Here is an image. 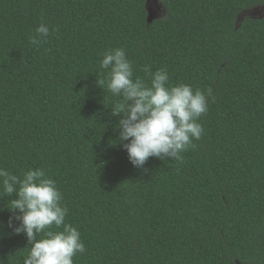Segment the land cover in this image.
I'll use <instances>...</instances> for the list:
<instances>
[{"label": "trees", "instance_id": "trees-1", "mask_svg": "<svg viewBox=\"0 0 264 264\" xmlns=\"http://www.w3.org/2000/svg\"><path fill=\"white\" fill-rule=\"evenodd\" d=\"M159 1L149 22L147 0H0V168L56 181L86 246L74 264H264V16L237 22L264 3ZM41 23L50 35L34 46ZM115 48L134 79L150 82L149 65L169 86L212 89L182 160H128L120 98L98 84ZM14 198L0 185V264L29 252L7 227Z\"/></svg>", "mask_w": 264, "mask_h": 264}, {"label": "clouds", "instance_id": "clouds-1", "mask_svg": "<svg viewBox=\"0 0 264 264\" xmlns=\"http://www.w3.org/2000/svg\"><path fill=\"white\" fill-rule=\"evenodd\" d=\"M49 35V27L41 23L30 42L39 46ZM100 68L109 71L107 81L98 84H106L112 96L120 98L112 104L111 114L121 117L119 141L133 166L142 168L150 157L182 160V153L195 147L193 141L200 140L204 131L198 120L207 114L210 98L214 99L211 88L205 92L185 83L169 86L167 70L153 73L149 65L143 71L150 82L134 79L132 62L123 48L105 52ZM0 185L5 196L15 194L7 227L26 237L29 252L23 264H74L77 254L86 253L80 231L66 223L63 194L43 169H29L21 178L0 168ZM14 220L19 224L13 226Z\"/></svg>", "mask_w": 264, "mask_h": 264}, {"label": "rangeland", "instance_id": "rangeland-1", "mask_svg": "<svg viewBox=\"0 0 264 264\" xmlns=\"http://www.w3.org/2000/svg\"><path fill=\"white\" fill-rule=\"evenodd\" d=\"M146 9H147L149 22L161 18L165 13L163 4L159 0H147ZM263 16H264V5L257 6L243 11L239 15L237 22L239 23L245 18H261Z\"/></svg>", "mask_w": 264, "mask_h": 264}]
</instances>
